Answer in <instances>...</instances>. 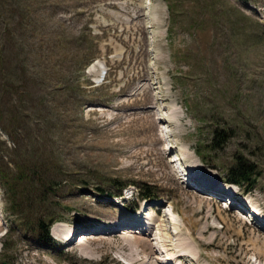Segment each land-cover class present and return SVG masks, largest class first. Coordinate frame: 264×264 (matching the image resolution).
I'll use <instances>...</instances> for the list:
<instances>
[{"label":"rangeland","instance_id":"obj_1","mask_svg":"<svg viewBox=\"0 0 264 264\" xmlns=\"http://www.w3.org/2000/svg\"><path fill=\"white\" fill-rule=\"evenodd\" d=\"M236 157L260 174L249 193L223 180ZM46 158L66 180L46 205L55 247L24 236L0 186V264H128L138 211L133 239L161 260L264 264V0H0V161ZM108 180L137 185L109 198Z\"/></svg>","mask_w":264,"mask_h":264},{"label":"trees","instance_id":"obj_2","mask_svg":"<svg viewBox=\"0 0 264 264\" xmlns=\"http://www.w3.org/2000/svg\"><path fill=\"white\" fill-rule=\"evenodd\" d=\"M219 134L222 133L215 131L214 143L207 146V151L215 150L218 145L224 144L226 138ZM197 151L199 159L204 161V154L200 150ZM62 174L65 173L59 167L58 162L51 158L16 161L12 163L11 168L8 166L5 168V163L0 161V186L7 196L10 215L14 216L15 224L23 231L24 236L48 249L55 247L49 235L50 226L63 217L50 213L46 205L53 193L58 191L61 182L66 183L65 179L62 181L60 179ZM259 175L253 163L244 157H236L233 163L226 167L223 180L228 184L238 186L243 192L249 193L256 188ZM67 177L68 181H71L74 175L70 174ZM107 182L113 186L120 185L117 195L112 196L111 192L100 187L95 189L99 194H106L109 198L115 195L120 196L122 186L125 187L131 183L137 185L136 182H128L125 185L116 180H108ZM78 183L80 185L89 184L83 180H78ZM154 197V194H147V191L140 193V198L144 200Z\"/></svg>","mask_w":264,"mask_h":264},{"label":"bare ground","instance_id":"obj_3","mask_svg":"<svg viewBox=\"0 0 264 264\" xmlns=\"http://www.w3.org/2000/svg\"><path fill=\"white\" fill-rule=\"evenodd\" d=\"M160 117V116H159ZM162 118L160 117L159 118V120L160 121H162L161 120ZM177 160V159H176ZM173 161V160H172ZM182 161V160H181ZM189 176H188V178L185 180V182L187 183V184H193L194 182H196V180H195V178L196 177H193L194 175H197L194 171H192V170H190L189 172ZM197 177H199L198 175H197ZM199 179V178H198ZM197 187H198V192L200 191V192H209V196H213V197H215V198H220V196H218L216 193H215V191H216V189H218V188H214L215 190H213V188H211V187H208V186H205V185H200V183H199V185H197ZM202 203L204 202L205 203V201H201ZM199 203H200V201H199ZM207 203V202H206ZM208 205V204H207ZM247 211H248V209L247 208H245ZM156 212H158V211H156ZM136 214V213H135ZM140 214V215H139ZM140 216H142L141 215V213H140V211H138L137 212V214L135 215V216H133V217H130L129 219L127 218V220H126V218H124V217H122L123 218V220L121 221V226L122 225H124L125 227H124V232H125V229H127V232L126 233H124V245H125V247H130V246H137V247H139V248H141L140 250H139V252L137 253V255L135 256V257H130L129 256V258H128V264H143V257L142 258H140V256H141V254H143V255H146V257L148 258V259H153L154 261V263H148V262H146L145 261V264H174L173 262H174V260H179V258H181V257H184L188 252H176V253H174L173 255L174 256H168V259L169 260H167V261H165V260H161V259H159V257L157 258V252L158 251H156L155 249H154V247L152 248V246H151V244L149 243L148 244V242H149V240H141V238L140 239H137V238H135V239H133L134 238V236H132V234L133 233H131L132 231L133 232H136L137 230H138V228H140V227H142V226H140L141 224H142V220L141 219H143L142 217H140ZM146 218L144 217V219L143 220H145ZM131 220V221H130ZM172 221V220H171ZM174 221V220H173ZM145 223H147V222H145ZM154 225H156V230H154L153 228V230L151 229L149 232H152V233H156V232H159L162 236H163V233H164V225L162 224V220H159V221H157V222H154V224H153V226ZM263 227H264V223H263ZM142 229V228H141ZM116 231V230H115ZM147 230H145L144 232L145 233H147L146 232ZM58 232V231H57ZM63 234V233H62ZM61 233H55L54 235L56 236V238H59L61 235H62ZM115 234L117 235V232H115ZM150 235V234H149ZM74 238V236L70 239L71 241L72 240H74L73 239ZM166 234H165V239H164V242H163V240L161 241V242H163V246H166V244H165V240H166ZM69 240V241H70ZM75 241H76V239L74 240V242L73 243H75ZM167 242V241H166ZM69 244H68V246L69 245H72L73 243H71L70 244V242H68ZM80 245H77V247H79ZM172 246V245H171ZM179 247V246H178ZM76 248V247H75ZM157 248V247H156ZM173 248H174V246H173ZM147 251H149V252H147ZM179 251H181V250H179ZM137 252V251H136ZM135 252V253H136ZM172 254V253H171ZM178 254V255H177ZM188 256V255H187ZM173 257V258H172Z\"/></svg>","mask_w":264,"mask_h":264},{"label":"water","instance_id":"obj_4","mask_svg":"<svg viewBox=\"0 0 264 264\" xmlns=\"http://www.w3.org/2000/svg\"><path fill=\"white\" fill-rule=\"evenodd\" d=\"M1 264H8L7 262H2Z\"/></svg>","mask_w":264,"mask_h":264}]
</instances>
